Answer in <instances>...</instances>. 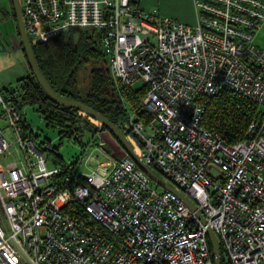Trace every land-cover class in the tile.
Here are the masks:
<instances>
[{
  "label": "built area",
  "instance_id": "1",
  "mask_svg": "<svg viewBox=\"0 0 264 264\" xmlns=\"http://www.w3.org/2000/svg\"><path fill=\"white\" fill-rule=\"evenodd\" d=\"M20 3L34 42L97 31L113 79L147 86L145 117L133 113L119 128L197 210L127 153L103 149L87 172L77 171L79 159L48 169L13 95L0 93V122L13 136L9 144L0 127V154L15 145L22 155L20 166L0 171V264H215L210 230L221 264H264V113L232 145L202 124L204 99L227 89L264 111V48L256 42L264 0H193L195 26L147 12L141 0Z\"/></svg>",
  "mask_w": 264,
  "mask_h": 264
},
{
  "label": "trees",
  "instance_id": "2",
  "mask_svg": "<svg viewBox=\"0 0 264 264\" xmlns=\"http://www.w3.org/2000/svg\"><path fill=\"white\" fill-rule=\"evenodd\" d=\"M10 6L15 19L11 0ZM16 36L19 40L18 29ZM29 40L41 72L58 94L85 103L118 127L130 121L133 113L137 121L143 120L145 112L142 111L141 105L147 86H125L113 79L108 53L103 48L99 32L92 30L87 34L81 33L77 40L70 31L45 42H34L30 38ZM19 47L26 60L28 74L22 78L20 90L10 93L13 95L16 108L18 109L21 104L35 107L49 126L80 128L79 124L85 121V126L94 131L96 127L89 117L79 114L82 111L62 106L47 96L30 69L20 40ZM90 64L92 65L89 72V86L85 92H82L80 72L86 70ZM204 103L206 108L202 124L209 130L219 133L230 145L245 139L250 121L264 113L262 107L229 89L216 96L205 98ZM103 130L107 131V128L103 126ZM111 136L114 141L117 140L113 135ZM106 150L115 158L122 156L115 152L111 145ZM60 160L61 158L56 159V164H60Z\"/></svg>",
  "mask_w": 264,
  "mask_h": 264
},
{
  "label": "rangeland",
  "instance_id": "3",
  "mask_svg": "<svg viewBox=\"0 0 264 264\" xmlns=\"http://www.w3.org/2000/svg\"><path fill=\"white\" fill-rule=\"evenodd\" d=\"M10 7V0H0V31L2 30L7 37L13 38V40L6 42L0 33V93L3 96L9 95L12 91L20 90V82L28 74V66L22 50L17 48L19 47V40L13 37L16 36L17 24ZM141 7L147 12L171 17L192 26H195L197 22L192 0H141ZM88 32L92 31H82L79 28L70 31L76 40L81 33L87 34ZM256 42L264 48V25L256 30ZM98 46L101 47L102 45ZM91 65L80 72L82 92H85L89 86ZM18 110L23 115L26 135L33 140L35 147L43 153L48 169H54L55 160L59 158H61L60 165L79 159L81 161L77 171L87 172L86 165L93 168L91 158L97 157L103 149H107L111 143L116 142L107 131L103 130L104 125L102 123L99 121L92 122L90 118L89 120L94 125H101L102 130L98 134L102 137V141L98 136H95L96 130L92 131L85 126V121L79 124L80 128L49 126L35 107L21 104L18 106ZM79 114L91 117L84 112H79ZM0 127H4L3 135L11 144L13 136L8 128H5V120L0 122ZM9 152L10 154H0V171H3L4 166L11 162H17L18 166L21 165L22 155L16 152L15 145L10 146ZM158 174L162 176L160 172ZM159 191L162 189L159 188Z\"/></svg>",
  "mask_w": 264,
  "mask_h": 264
},
{
  "label": "water",
  "instance_id": "4",
  "mask_svg": "<svg viewBox=\"0 0 264 264\" xmlns=\"http://www.w3.org/2000/svg\"><path fill=\"white\" fill-rule=\"evenodd\" d=\"M12 9L15 15L17 29H18V36L22 48L25 52L27 57L30 69L37 79L38 83L45 91L47 96L51 99L56 101L62 106L71 107L74 109H78L91 117L97 119L100 123H102L106 128L109 134L113 135L117 140L111 144V147L115 150V152L123 154H129L137 163V165L159 186H161L165 190H169L177 194L181 199L193 210H197L196 204L187 196H185L182 192H180L176 187L172 184L167 182L164 178H162L157 171H155L152 167L148 164L144 163L139 156L137 155L136 151L134 150L133 146L127 139L126 135L120 130V128L110 121L107 117L93 109L92 107L86 105L83 102L62 96L58 94L53 87L50 86L47 79L44 77L43 73L41 72L38 63L34 57L31 43L29 37L26 33L23 17H22V9L20 0H11ZM199 216L204 220L203 215L199 212ZM209 238L211 242L212 249L215 253V264H221V248L219 244V240L217 235L210 230L209 231Z\"/></svg>",
  "mask_w": 264,
  "mask_h": 264
},
{
  "label": "crops",
  "instance_id": "5",
  "mask_svg": "<svg viewBox=\"0 0 264 264\" xmlns=\"http://www.w3.org/2000/svg\"><path fill=\"white\" fill-rule=\"evenodd\" d=\"M192 4H193V7H194V3H193V0H192ZM140 6H141V3H140ZM143 9V8H142ZM194 11H195V7H194ZM155 14V13H154ZM195 16H196V13H195ZM177 20V19H176ZM179 21V20H178ZM196 21H197V19H196ZM181 22V21H180ZM197 23V22H196ZM187 24V23H186ZM189 25V24H188ZM190 26H192V25H190ZM0 48H1V46H0ZM17 48H20V47H17Z\"/></svg>",
  "mask_w": 264,
  "mask_h": 264
},
{
  "label": "bare ground",
  "instance_id": "6",
  "mask_svg": "<svg viewBox=\"0 0 264 264\" xmlns=\"http://www.w3.org/2000/svg\"><path fill=\"white\" fill-rule=\"evenodd\" d=\"M91 119H92L93 122H97V121H98L97 119H95V118H93V117H91ZM94 120H95V121H94Z\"/></svg>",
  "mask_w": 264,
  "mask_h": 264
},
{
  "label": "flooded vegetation",
  "instance_id": "7",
  "mask_svg": "<svg viewBox=\"0 0 264 264\" xmlns=\"http://www.w3.org/2000/svg\"><path fill=\"white\" fill-rule=\"evenodd\" d=\"M13 14H14V12H13ZM112 144V143H111Z\"/></svg>",
  "mask_w": 264,
  "mask_h": 264
}]
</instances>
